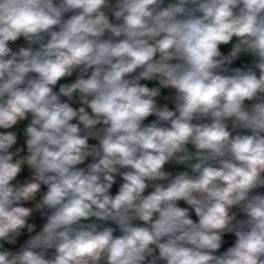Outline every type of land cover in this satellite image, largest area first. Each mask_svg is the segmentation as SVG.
<instances>
[{
	"label": "clouds",
	"instance_id": "1",
	"mask_svg": "<svg viewBox=\"0 0 264 264\" xmlns=\"http://www.w3.org/2000/svg\"><path fill=\"white\" fill-rule=\"evenodd\" d=\"M0 264H264V0H0Z\"/></svg>",
	"mask_w": 264,
	"mask_h": 264
},
{
	"label": "crops",
	"instance_id": "2",
	"mask_svg": "<svg viewBox=\"0 0 264 264\" xmlns=\"http://www.w3.org/2000/svg\"><path fill=\"white\" fill-rule=\"evenodd\" d=\"M115 191H116V188L114 187L113 192H115ZM37 223H39V221H37ZM227 239H228L229 243H231L232 237H228Z\"/></svg>",
	"mask_w": 264,
	"mask_h": 264
}]
</instances>
